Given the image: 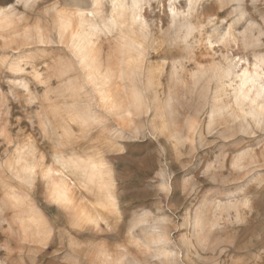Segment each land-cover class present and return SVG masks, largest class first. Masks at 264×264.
I'll use <instances>...</instances> for the list:
<instances>
[{
	"label": "rangeland",
	"instance_id": "obj_1",
	"mask_svg": "<svg viewBox=\"0 0 264 264\" xmlns=\"http://www.w3.org/2000/svg\"><path fill=\"white\" fill-rule=\"evenodd\" d=\"M263 71L264 0H0V264H264Z\"/></svg>",
	"mask_w": 264,
	"mask_h": 264
},
{
	"label": "bare ground",
	"instance_id": "obj_2",
	"mask_svg": "<svg viewBox=\"0 0 264 264\" xmlns=\"http://www.w3.org/2000/svg\"><path fill=\"white\" fill-rule=\"evenodd\" d=\"M263 72H264V71H263ZM244 73H245V72H244ZM258 74H259V73H258ZM262 75H263V74H262ZM258 77H259V76H258ZM260 78H261V77H260ZM254 79H255V78H254ZM253 81H254V80H253V77L246 76L244 79H242V81H241L242 84H241V85H242V86H247V90H250ZM255 82H256V80H255ZM263 85H264V83H262V85L260 86V90L262 89ZM245 88H246V87H245ZM245 88H244V89H245ZM254 91H255V90H254ZM261 91H262V90H261ZM256 94L258 95L259 92L256 91ZM67 190H68V188H67L66 184L60 181V185H58V187H57L56 190H55L57 196L60 197V200H62V199H64V200H68V199H69V197L67 196V195H68V194H67Z\"/></svg>",
	"mask_w": 264,
	"mask_h": 264
}]
</instances>
